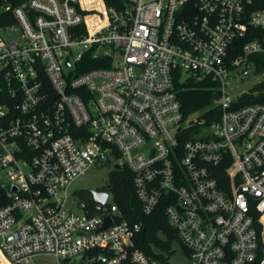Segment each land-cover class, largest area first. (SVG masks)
<instances>
[{"label":"built area","instance_id":"2783aa9c","mask_svg":"<svg viewBox=\"0 0 264 264\" xmlns=\"http://www.w3.org/2000/svg\"><path fill=\"white\" fill-rule=\"evenodd\" d=\"M17 1L0 0L14 20L0 25L7 264H159L112 191L91 202L72 190L95 166L133 171L145 214L166 202L191 264H264V99L242 102L264 97V35L239 42L264 28V0ZM251 75L234 92L231 78ZM178 76L212 79L213 104L184 114Z\"/></svg>","mask_w":264,"mask_h":264},{"label":"trees","instance_id":"16d2710c","mask_svg":"<svg viewBox=\"0 0 264 264\" xmlns=\"http://www.w3.org/2000/svg\"><path fill=\"white\" fill-rule=\"evenodd\" d=\"M18 0L17 3H21ZM89 6H101L100 0H84ZM95 15L89 18L91 21ZM12 16L0 13V25L13 22ZM264 35V28H249L248 35L239 41L241 44L247 40ZM238 48L237 52H240ZM253 58L256 60V72L264 71V54H255ZM104 64L95 61L91 64L79 65V71H86L94 67H100ZM175 86L178 91V97L182 103L184 114L189 115L197 110L204 109L213 104L216 90L213 87L214 81L210 78L190 77L183 80L180 76L175 79ZM256 88H264V82ZM255 98L251 94H246L242 102H251L262 100ZM212 119L209 118V121ZM114 193L115 201L121 210L122 216L132 223H141V229L136 233L135 245L136 248L145 251L159 264L168 262L167 252L171 255L175 250L173 245L179 241L176 230L169 223L165 213V204L162 202L157 206L151 214H145L142 209V204L136 195L134 186V173L128 167L113 169L109 173L108 183L104 186ZM82 197L93 202L91 189H82L77 191ZM4 194V190L0 189V195ZM254 264H260L256 261Z\"/></svg>","mask_w":264,"mask_h":264},{"label":"rangeland","instance_id":"374dc122","mask_svg":"<svg viewBox=\"0 0 264 264\" xmlns=\"http://www.w3.org/2000/svg\"><path fill=\"white\" fill-rule=\"evenodd\" d=\"M260 81L257 75H251L245 79H240L237 77L231 78V83L235 91H240L242 89H250L256 83ZM111 169L108 166H95L88 170L84 175L80 176L72 185L73 191H79L82 189H98L104 187L109 180V173ZM113 200L111 196L110 201ZM81 212V211H79ZM174 252L169 255L167 252L165 254L168 256V261L171 264H191V258L189 256L186 248L179 242L176 241L173 245ZM35 264H55L56 257L53 255H43L36 257L34 259ZM0 264H7L2 252L0 251Z\"/></svg>","mask_w":264,"mask_h":264},{"label":"water","instance_id":"95a60500","mask_svg":"<svg viewBox=\"0 0 264 264\" xmlns=\"http://www.w3.org/2000/svg\"><path fill=\"white\" fill-rule=\"evenodd\" d=\"M93 195H94V198L98 201H102L104 202L107 197H108V194L109 192L108 191H103V190H98V189H91ZM112 220L110 217H106V221L103 225V227L101 229H105L107 228L110 224H111ZM79 264H84V262H81ZM165 264H171L169 261L166 262Z\"/></svg>","mask_w":264,"mask_h":264},{"label":"bare ground","instance_id":"6f19581e","mask_svg":"<svg viewBox=\"0 0 264 264\" xmlns=\"http://www.w3.org/2000/svg\"><path fill=\"white\" fill-rule=\"evenodd\" d=\"M92 26L99 24V19L95 16L91 21H89ZM1 251V250H0Z\"/></svg>","mask_w":264,"mask_h":264}]
</instances>
